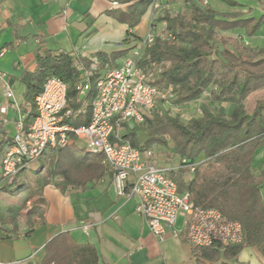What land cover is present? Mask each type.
Returning <instances> with one entry per match:
<instances>
[{
  "label": "crops",
  "instance_id": "obj_1",
  "mask_svg": "<svg viewBox=\"0 0 264 264\" xmlns=\"http://www.w3.org/2000/svg\"><path fill=\"white\" fill-rule=\"evenodd\" d=\"M112 1L0 0V70L10 78L26 128L35 117L22 74L36 69L39 52H69L97 63L102 74L121 64L151 31L154 2L161 7L154 22L158 29L165 26L158 20L165 11L178 6L187 10L189 4L187 0H155L148 5L147 0H117V5ZM201 1L219 13L233 14L218 16L219 34L240 37L252 48L264 47V25L253 35L245 27H230L234 20L262 16L264 0ZM6 104V115L0 114V259L4 264H41L47 246L53 252L64 238L94 245L100 264H264V255L249 245L237 255L218 247V259L198 256L183 234H176L183 230L182 215L160 239L135 211L136 199L116 193L104 156L90 153L78 137L65 147L48 146L35 166L20 171L12 181H3L1 160L18 131L19 113L4 95L0 80V107ZM169 147L155 144L150 149L158 164L177 170L181 165L167 164L175 159L176 144ZM167 150L172 158L162 154ZM56 164L55 174L45 178ZM252 167L257 172L263 169L264 144L256 150ZM35 204L40 210L29 217ZM83 222L92 223L89 234L82 231Z\"/></svg>",
  "mask_w": 264,
  "mask_h": 264
},
{
  "label": "trees",
  "instance_id": "obj_2",
  "mask_svg": "<svg viewBox=\"0 0 264 264\" xmlns=\"http://www.w3.org/2000/svg\"><path fill=\"white\" fill-rule=\"evenodd\" d=\"M187 1L186 11H165L158 18L166 22L165 31L174 38L157 37L146 48L139 65L148 67L155 63L162 68L154 83L173 85L172 101L178 106L208 96L210 102L227 103L230 108L226 111L203 105L201 115L184 119L161 102L146 114L143 123L126 125L123 137L143 151L173 140L176 153L181 156V166L172 174L180 176L191 171L188 179L177 178L179 189L188 191L196 205L217 207L244 227L243 242L223 246L227 254L237 255L249 245L264 255V167L259 172L252 167L256 150L264 144V102L252 111L245 104L252 93L264 89V47L252 48L240 37L219 34L218 16L233 14L219 13L201 0ZM152 2L147 0V5ZM262 25L264 14L256 19L230 22V27H245L248 35L255 34ZM80 65L90 68L91 61L69 52L38 53L36 69L22 74L27 86L26 97L33 103L32 116H36V95L42 91L47 77L56 75L68 84V107L82 108L86 103L71 122L80 125L90 121L99 73L93 71L90 89L80 96ZM56 167L57 164L45 178L54 175ZM36 171L41 173V167ZM2 180L9 181L4 176ZM39 210L38 205H33L28 216ZM32 230L33 225L29 232ZM218 247L222 246H199L194 251L200 257L213 260L221 256ZM49 249L47 246L46 258L41 264H100L98 252L90 243L80 244L64 238L53 252Z\"/></svg>",
  "mask_w": 264,
  "mask_h": 264
},
{
  "label": "built area",
  "instance_id": "obj_3",
  "mask_svg": "<svg viewBox=\"0 0 264 264\" xmlns=\"http://www.w3.org/2000/svg\"><path fill=\"white\" fill-rule=\"evenodd\" d=\"M112 3L117 5L118 1ZM153 5L152 29L139 47L121 64L107 69L95 80L97 94L87 124L74 125L71 122L72 117L83 111L86 103L82 108L68 107L67 82L50 75L35 97L36 116L26 128L25 114L15 100L10 78L0 70L4 95L19 113L18 131L1 160L2 175L12 181L20 171L35 166L48 146L65 147L72 137H78L84 140L90 152L104 156V162L112 172L116 193L136 199L135 211L145 218L151 232L160 239L182 215L183 230L176 234H183L194 248L241 243L244 241V227L239 220L228 217L217 207L196 205L188 191L179 189L177 181L170 175L171 169L155 161L152 149L140 150L123 137L126 125L143 123L146 114L154 111L161 102L178 112L172 104L173 85L154 83L162 68L155 63L148 67L139 65L146 48L153 45L157 37L174 38L165 31L166 23L163 29L154 24L161 7L155 2ZM97 68V63L91 64L90 68L79 66L80 96L90 89V79ZM7 111L8 104L0 107L1 115H6ZM91 227V222H83L82 231L89 234ZM0 264H4L1 259Z\"/></svg>",
  "mask_w": 264,
  "mask_h": 264
},
{
  "label": "rangeland",
  "instance_id": "obj_4",
  "mask_svg": "<svg viewBox=\"0 0 264 264\" xmlns=\"http://www.w3.org/2000/svg\"><path fill=\"white\" fill-rule=\"evenodd\" d=\"M186 10V8L184 9V7H180V6H178V7H174V8H172L171 9V11H173V13H176L177 11H185ZM160 28H162V27H160ZM157 76H158V74H157ZM157 78V77H156ZM208 100V98H205V97H203V99H200V100H197V101H195V102H192V103H190V104H187V105H184V106H178V105H176V104H174V102L172 101V104H173V107L174 108H178L177 109V111H178V113L180 114V116L182 117V118H184V119H186V118H188V117H190V116H194V115H201L202 113H201V108H202V106L203 105H205V106H210L212 109H218V108H222V109H224V110H226V111H228L229 110V108H230V105L229 104H227L228 106L227 107H222V105L221 104H216V103H213V102H210L209 100ZM260 102H264V89H261V90H258V91H256V92H254V93H252L248 98H247V100H246V102H245V104H246V107H247V110L248 111H252L254 108H255V106L258 104V103H260ZM174 141L173 140H169L168 141V150H170L169 148V146L171 145L172 147H174ZM165 150V149H164ZM167 150V151H168ZM166 151V150H165ZM162 154H164V156L166 155V157H168V158H172L171 157V152H166V153H162ZM165 157V158H166ZM167 160V159H166ZM180 161H181V156L178 154V153H176L175 154V159L173 160V162L171 161V159L170 160H168V162H167V164H172V163H174L175 165L176 164H179V165H181L180 164ZM38 163V160H37V162H36V164ZM179 165H178V167H179ZM172 172H174V170H172L171 172H170V175H173L172 174ZM190 172L191 171H187V172H185L184 173V175H178V176H176V175H173L174 176V178H175V180L177 181V178L178 179H188L189 178V175H190ZM177 183H178V181H177ZM179 184V183H178ZM182 224V222H181V220L179 221V225H181Z\"/></svg>",
  "mask_w": 264,
  "mask_h": 264
}]
</instances>
